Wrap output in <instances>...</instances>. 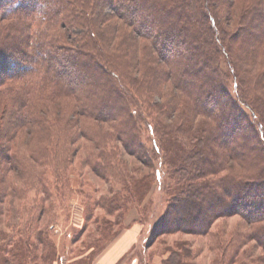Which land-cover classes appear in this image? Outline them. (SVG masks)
<instances>
[{"label":"trees","instance_id":"trees-1","mask_svg":"<svg viewBox=\"0 0 264 264\" xmlns=\"http://www.w3.org/2000/svg\"><path fill=\"white\" fill-rule=\"evenodd\" d=\"M110 17L133 40L99 26ZM11 18L17 23L5 27ZM0 28V216L30 191L43 216L74 188V129L96 149L86 165L123 184L103 207L144 208L155 169L142 137L149 124L170 179L156 230L204 236L219 218L238 215L250 230L226 264L264 263V0H0ZM164 84L170 94L155 99ZM20 136L28 149L14 144ZM118 144L151 173L118 169ZM42 233L34 240L47 246ZM22 234L18 241L34 249L31 232ZM191 254L170 252L165 264H194L184 260Z\"/></svg>","mask_w":264,"mask_h":264},{"label":"rangeland","instance_id":"rangeland-1","mask_svg":"<svg viewBox=\"0 0 264 264\" xmlns=\"http://www.w3.org/2000/svg\"><path fill=\"white\" fill-rule=\"evenodd\" d=\"M106 13H109L108 8L104 10V14ZM232 21L235 22L234 18ZM3 23H5V27H8L9 24H16L17 20L11 18L3 21ZM34 23L32 34H36V39H38L40 34L38 35L37 31L42 32L40 28L45 29L48 22L43 17L39 20L38 25L37 22ZM21 24L23 25V23ZM98 24L107 33L114 29V34L118 36L117 40L122 37L132 40L134 38L130 28L115 17H110L107 20L100 18ZM57 29L58 32H64L66 38H74L71 31L61 29L59 26ZM120 36L122 37L120 38ZM67 40L69 39H65L64 43L70 44L71 41ZM139 43L140 48L143 49L146 42L142 40ZM158 92L163 95L162 97L168 96L170 94L169 84H164L156 92H152L157 100L160 98V95H157ZM141 112L148 122L153 124L154 115H148L149 111L145 112L144 109H141ZM149 126L148 124L143 127L142 137L153 159L155 169L152 171L154 174L153 183L150 182L151 190L142 201L144 208L140 209L131 204L127 208L109 212L103 207V199H110L122 189L123 184L110 174L101 178L93 172L90 166L86 165L85 156L90 152L95 154L96 149L92 144H88L89 141L86 138L79 135L78 130L74 129L72 131L74 134L72 146L76 150L71 168L73 171L69 173V178L75 185L74 188L66 191L63 199L53 198L54 201H49L47 205L48 208L52 207V211L49 210V213L46 212L43 216L41 214L38 216V211L33 207V191L27 194L28 198L25 200H16L13 209L9 206V200L7 203L5 202L8 208L4 207V213L0 216V234L3 237L7 236V239L0 240V244L5 245L4 251H0V264H89L137 213H139V220L145 224L146 229L144 250L147 248L150 250L142 254L146 262L149 258L169 256L170 252L182 251L184 247L192 250V254L185 257L184 260L194 264H226L230 259L236 257L235 247L242 246L240 243L244 235L250 230L241 216L219 218L212 226L211 233L204 236L165 233L160 229L156 230L160 217L167 208V201L170 199L165 190L170 179L167 165L163 160V149L160 147L153 127ZM19 138L14 144L28 149L21 141L24 136ZM33 143L35 141H32L31 145ZM118 146V158L124 161L117 160L118 169L124 173L127 171L128 175L134 178H141L151 173V169L139 162L135 156L127 153L125 149H122L120 144ZM7 178L9 182L14 180L13 176ZM18 186L25 187L26 183L21 181ZM6 209H10L11 212L5 214ZM40 230L45 232L42 233V236L47 242V246L45 243L39 244L34 240ZM24 231L31 232L32 240L30 242H34V249L25 248L23 242L18 241L20 236H24L22 234ZM253 244L255 243L249 242L247 247L243 246L242 248H251ZM19 254L22 256L15 257ZM253 254L255 257L259 256L263 254V250L256 247ZM44 255H49V258ZM236 264L240 263L237 262Z\"/></svg>","mask_w":264,"mask_h":264},{"label":"crops","instance_id":"crops-1","mask_svg":"<svg viewBox=\"0 0 264 264\" xmlns=\"http://www.w3.org/2000/svg\"><path fill=\"white\" fill-rule=\"evenodd\" d=\"M145 237V224L139 220L137 213L89 264H165L167 255L149 258L146 262L142 254L150 250H144Z\"/></svg>","mask_w":264,"mask_h":264}]
</instances>
